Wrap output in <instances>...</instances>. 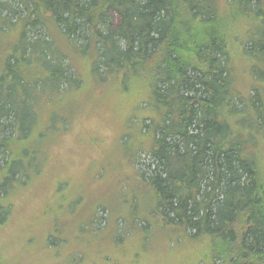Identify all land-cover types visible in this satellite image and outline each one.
I'll return each instance as SVG.
<instances>
[{
    "label": "trees",
    "instance_id": "trees-1",
    "mask_svg": "<svg viewBox=\"0 0 264 264\" xmlns=\"http://www.w3.org/2000/svg\"><path fill=\"white\" fill-rule=\"evenodd\" d=\"M88 107L118 140L103 203L90 180L109 168L73 172L59 154ZM76 138L99 150L107 135ZM263 147L264 0H0V264H22L20 237L30 264L71 243L66 264L86 249L116 264L134 233L145 254L155 239L198 246L197 264H264Z\"/></svg>",
    "mask_w": 264,
    "mask_h": 264
},
{
    "label": "rangeland",
    "instance_id": "rangeland-1",
    "mask_svg": "<svg viewBox=\"0 0 264 264\" xmlns=\"http://www.w3.org/2000/svg\"><path fill=\"white\" fill-rule=\"evenodd\" d=\"M237 83L240 87V90L244 93V95H249L250 91L248 89L250 76L247 72H239L237 74ZM85 115L82 119V122L78 125L75 123L73 127V131L68 134L67 138H61L60 141V155H61V164L73 172H87L89 169L91 170L93 167H90V164L96 160L99 163H104L106 168H109L107 173H105L103 179H97V177L93 180H90L91 183V194L89 196V201H96L101 198H106L101 200V202L111 201L112 199L108 198L112 192L117 190L118 184L117 176L119 172H115L113 170V163L115 161L112 153L113 147L117 146L116 138H113L114 135L110 136L109 130L107 127L99 126V123L96 121L95 112L91 107H88L86 110L83 111ZM83 127L85 130L91 132H97V130L103 132L107 135V140L104 143V146L99 150L90 149L89 146L91 145L90 142L86 139L82 146H78V138L76 135L78 134L80 128ZM59 147V146H58ZM264 149V147H263ZM86 156L85 159L81 157V155ZM4 157L3 154H0V159L2 160ZM147 161V160H146ZM146 163V162H144ZM89 168V169H88ZM81 183L80 174L75 175V179L71 185L69 195L74 197V190L76 188V196L80 194L82 191L79 187ZM75 186V188H74ZM88 205L86 203L83 204V207L80 209L82 213L86 212ZM84 210V211H82ZM108 209L105 212H101L100 215L102 219L99 223H95L98 228L103 229L107 225V214ZM62 232V233H61ZM62 237L72 238L73 234L71 232L66 231L64 228L61 230ZM160 236V234H159ZM169 236H167L168 238ZM141 235L134 233L133 238L127 240L125 247L120 252H112L111 254L114 255V261L116 264H129L131 257L134 255L135 251H139L137 257H139V264H197L199 260V253L200 249L198 246L187 243L181 242L177 244L174 251L170 254H165L163 250L156 249L157 241L154 239L153 242V250L145 254V251L141 249L142 242L140 240ZM66 243V242H64ZM79 247L78 244H75ZM73 243L69 246L63 244L61 248V253L58 256H50L55 261H45L43 264H66L67 257L70 256L77 250V247ZM86 249V248H84ZM152 249V248H151ZM11 255H19L22 264H30L35 262V260L40 256L37 251H28V247L26 244L22 242L21 244V237L14 238L11 241ZM86 256L85 263L88 264L87 261L91 258L96 256V252H93L91 249L85 250ZM49 258V257H48Z\"/></svg>",
    "mask_w": 264,
    "mask_h": 264
}]
</instances>
